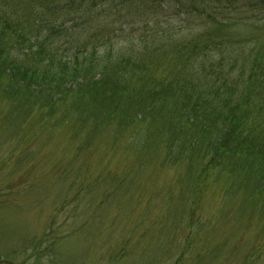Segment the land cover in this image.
Returning a JSON list of instances; mask_svg holds the SVG:
<instances>
[{
    "label": "trees",
    "instance_id": "obj_1",
    "mask_svg": "<svg viewBox=\"0 0 264 264\" xmlns=\"http://www.w3.org/2000/svg\"><path fill=\"white\" fill-rule=\"evenodd\" d=\"M15 1L22 13L5 12ZM249 1L0 0L6 120L73 113L78 131L91 126L86 144L96 124L133 128L140 167L158 142L181 193L191 176L193 198L222 178L227 197L239 191L240 208L263 216L264 61L221 35Z\"/></svg>",
    "mask_w": 264,
    "mask_h": 264
},
{
    "label": "rangeland",
    "instance_id": "obj_2",
    "mask_svg": "<svg viewBox=\"0 0 264 264\" xmlns=\"http://www.w3.org/2000/svg\"><path fill=\"white\" fill-rule=\"evenodd\" d=\"M262 2H245L244 23L221 35L245 41L248 57L264 61ZM21 6L5 12L22 13ZM10 109L0 99V260L264 264V215L240 208L239 191L227 197V180L209 179L193 198L198 179L184 178L189 187L181 193V168L158 142L139 166L133 128L120 133L96 124L86 144L91 126L78 131L73 113L43 121L33 110L7 121Z\"/></svg>",
    "mask_w": 264,
    "mask_h": 264
},
{
    "label": "water",
    "instance_id": "obj_3",
    "mask_svg": "<svg viewBox=\"0 0 264 264\" xmlns=\"http://www.w3.org/2000/svg\"><path fill=\"white\" fill-rule=\"evenodd\" d=\"M0 264H14V263H12V262H9V261H0Z\"/></svg>",
    "mask_w": 264,
    "mask_h": 264
}]
</instances>
